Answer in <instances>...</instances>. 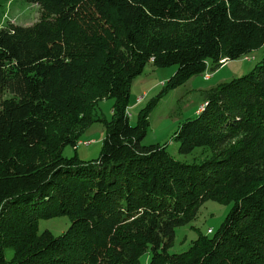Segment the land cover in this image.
Wrapping results in <instances>:
<instances>
[{
	"label": "trees",
	"instance_id": "1",
	"mask_svg": "<svg viewBox=\"0 0 264 264\" xmlns=\"http://www.w3.org/2000/svg\"><path fill=\"white\" fill-rule=\"evenodd\" d=\"M23 1L40 20L0 25V264H143L148 253V264H264V58L210 89L176 131L179 154L200 150L198 161L142 145L163 94L264 48V0ZM148 65L177 70L132 125ZM108 99L110 121L97 113ZM95 123L100 157H64ZM207 201L231 205L220 228L171 253ZM59 217L66 232L40 233Z\"/></svg>",
	"mask_w": 264,
	"mask_h": 264
},
{
	"label": "rangeland",
	"instance_id": "2",
	"mask_svg": "<svg viewBox=\"0 0 264 264\" xmlns=\"http://www.w3.org/2000/svg\"><path fill=\"white\" fill-rule=\"evenodd\" d=\"M41 17V8L38 5H31L23 0H12L7 4L4 14L0 13V25L5 26L8 22L19 26H31ZM264 58V48L252 53L237 61L223 62L222 68L216 72H208L210 81L204 80V75L197 76L194 82L166 94H161L164 85L172 77L167 76L168 71L176 72L177 67L156 69L147 66L145 72L135 79L131 88L130 104L128 114L130 123L136 125L140 111L157 96H161L157 106L149 116L150 127L144 138L143 146H167L168 152L179 162L191 164L200 159L201 151L197 150L190 156L179 154V145L174 141V135L180 125L185 121L196 118L207 106V93L221 83L232 81L249 74L261 63ZM166 80V82L164 81ZM146 92L147 97L142 94ZM139 97V98H138ZM138 98V100H137ZM142 99V101H139ZM136 100L138 103H136ZM114 100L108 99L100 103L97 113L103 119L110 121ZM198 113V114H197ZM201 114V113H200ZM105 138V129L102 123H95L82 137L77 151L67 146L63 155L66 158L78 156L85 162L97 160L100 157L102 144ZM230 204H222L215 201H207L201 206L197 219L190 224L176 230V238L171 253L186 252L190 244L197 239V229L204 235L211 236L221 226L230 212ZM71 225L68 217H59L51 220H40V233L48 230L55 236L66 232ZM211 230L212 233L209 231ZM13 252L9 251L7 258H12ZM150 254L142 258L143 264H148Z\"/></svg>",
	"mask_w": 264,
	"mask_h": 264
},
{
	"label": "crops",
	"instance_id": "3",
	"mask_svg": "<svg viewBox=\"0 0 264 264\" xmlns=\"http://www.w3.org/2000/svg\"><path fill=\"white\" fill-rule=\"evenodd\" d=\"M149 66H151L152 68H155V67H153L152 65H149ZM175 73H173L172 71H168V73H167V76L169 77V76H173ZM202 76V75H201ZM194 79L195 78H193L192 80H190L188 83H193L194 82ZM165 82H166V80H164ZM206 81V80H205ZM210 81V80H209ZM206 82H208V81H206ZM222 84V83H221ZM220 85V84H219ZM210 89H212V88H210ZM143 96H146L147 97V93L146 92H144L143 94H142ZM139 98V97H138ZM138 98H137V100H138ZM136 100V103H138V101ZM198 114V113H197Z\"/></svg>",
	"mask_w": 264,
	"mask_h": 264
},
{
	"label": "built area",
	"instance_id": "4",
	"mask_svg": "<svg viewBox=\"0 0 264 264\" xmlns=\"http://www.w3.org/2000/svg\"><path fill=\"white\" fill-rule=\"evenodd\" d=\"M222 62H227L226 60H223V61H221V64H222ZM208 72H210V71H206L203 75V77H204V80H208L209 79V74H208ZM139 101H142V99H140Z\"/></svg>",
	"mask_w": 264,
	"mask_h": 264
},
{
	"label": "bare ground",
	"instance_id": "5",
	"mask_svg": "<svg viewBox=\"0 0 264 264\" xmlns=\"http://www.w3.org/2000/svg\"><path fill=\"white\" fill-rule=\"evenodd\" d=\"M209 80H210V78L208 80H206V81H209Z\"/></svg>",
	"mask_w": 264,
	"mask_h": 264
}]
</instances>
